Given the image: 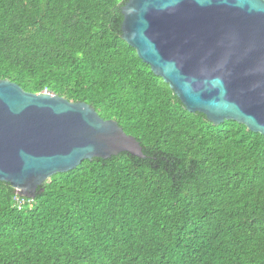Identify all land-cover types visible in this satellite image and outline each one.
<instances>
[{
	"label": "trees",
	"instance_id": "trees-1",
	"mask_svg": "<svg viewBox=\"0 0 264 264\" xmlns=\"http://www.w3.org/2000/svg\"><path fill=\"white\" fill-rule=\"evenodd\" d=\"M125 0H0V79L83 101L140 143L0 181V264H264V136L189 112L121 37Z\"/></svg>",
	"mask_w": 264,
	"mask_h": 264
},
{
	"label": "water",
	"instance_id": "water-1",
	"mask_svg": "<svg viewBox=\"0 0 264 264\" xmlns=\"http://www.w3.org/2000/svg\"><path fill=\"white\" fill-rule=\"evenodd\" d=\"M121 37L189 112L264 136V0H125ZM143 157L139 141L83 101L0 79V181L33 198L84 159Z\"/></svg>",
	"mask_w": 264,
	"mask_h": 264
},
{
	"label": "built area",
	"instance_id": "built-area-1",
	"mask_svg": "<svg viewBox=\"0 0 264 264\" xmlns=\"http://www.w3.org/2000/svg\"><path fill=\"white\" fill-rule=\"evenodd\" d=\"M21 197H23V196L18 195V194H17V196L15 197V201H16V203L19 205V207H20L21 205H23V203H24V199L21 198Z\"/></svg>",
	"mask_w": 264,
	"mask_h": 264
}]
</instances>
